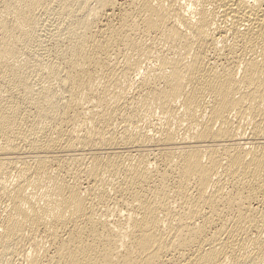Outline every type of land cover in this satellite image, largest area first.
<instances>
[{
    "label": "bare ground",
    "instance_id": "6f19581e",
    "mask_svg": "<svg viewBox=\"0 0 264 264\" xmlns=\"http://www.w3.org/2000/svg\"><path fill=\"white\" fill-rule=\"evenodd\" d=\"M0 264H264V0H0Z\"/></svg>",
    "mask_w": 264,
    "mask_h": 264
}]
</instances>
